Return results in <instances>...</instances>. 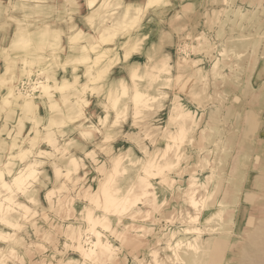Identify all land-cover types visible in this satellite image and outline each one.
Instances as JSON below:
<instances>
[{"label":"clouds","instance_id":"9594fccd","mask_svg":"<svg viewBox=\"0 0 264 264\" xmlns=\"http://www.w3.org/2000/svg\"><path fill=\"white\" fill-rule=\"evenodd\" d=\"M262 132L264 0H0V264H264Z\"/></svg>","mask_w":264,"mask_h":264},{"label":"rangeland","instance_id":"374dc122","mask_svg":"<svg viewBox=\"0 0 264 264\" xmlns=\"http://www.w3.org/2000/svg\"><path fill=\"white\" fill-rule=\"evenodd\" d=\"M153 39H155V36H153ZM262 136H264V132L261 133ZM247 187V186H246Z\"/></svg>","mask_w":264,"mask_h":264}]
</instances>
